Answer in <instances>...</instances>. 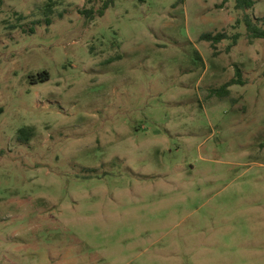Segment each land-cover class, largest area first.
Masks as SVG:
<instances>
[{
	"label": "rangeland",
	"instance_id": "1",
	"mask_svg": "<svg viewBox=\"0 0 264 264\" xmlns=\"http://www.w3.org/2000/svg\"><path fill=\"white\" fill-rule=\"evenodd\" d=\"M105 1L0 0V264H264V0Z\"/></svg>",
	"mask_w": 264,
	"mask_h": 264
},
{
	"label": "trees",
	"instance_id": "2",
	"mask_svg": "<svg viewBox=\"0 0 264 264\" xmlns=\"http://www.w3.org/2000/svg\"><path fill=\"white\" fill-rule=\"evenodd\" d=\"M224 1H229V0H224ZM232 1L234 2L235 8L243 12L247 11L248 9H252L256 3V0H232ZM111 3H112V0H106L103 6L99 10H97L98 15H102L104 10L107 7H109ZM45 13L47 14V16L52 13V2L47 3V8H46ZM91 13H92L91 10L83 11V14H85L87 17L90 16ZM242 21L245 24L248 36L252 38H264V17L257 18V17H252L248 14H245L242 17ZM46 23L47 24L50 23L48 18L46 19ZM201 37L204 40L210 41L212 45H215L216 43H219L222 39H224L226 37V34L224 33H217V34L204 33L201 35ZM240 78H241V74L237 72L236 78L231 79L230 81L222 85L220 88L211 89V93L214 95L221 96V97L228 95L230 92L228 87L235 83H241ZM47 79H49V76L46 72H44L42 75H40L38 80L43 82ZM19 135L23 137V139H27L30 136L29 128H21L19 130Z\"/></svg>",
	"mask_w": 264,
	"mask_h": 264
}]
</instances>
